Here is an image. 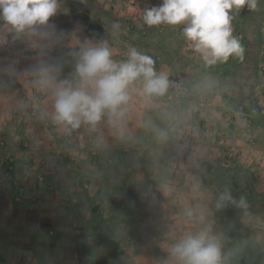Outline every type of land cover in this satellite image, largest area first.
<instances>
[{
    "label": "crops",
    "instance_id": "crops-1",
    "mask_svg": "<svg viewBox=\"0 0 264 264\" xmlns=\"http://www.w3.org/2000/svg\"><path fill=\"white\" fill-rule=\"evenodd\" d=\"M161 2L162 0L58 2V11L50 18L49 24L55 26L58 34L63 33L61 39L45 42L22 34L25 45L32 50L28 59L31 60L34 56L43 59L48 57L62 41L68 46L82 47L86 38H76L73 33L84 24V27L94 28L100 25L109 31L110 35L106 38H112L114 46H117L112 58L116 61L126 60L129 49L135 45L128 35H124L128 34L126 30L129 27H124L123 24H129L134 29L137 26L139 29L144 28L147 25L135 16L139 14L143 17L145 8L158 6ZM236 13L238 12L233 10L231 26L233 35L244 47L243 60L230 57L225 63L208 66L194 51L185 50L181 40L176 37L162 43L155 37L154 42L148 45V48L156 46L154 59L159 64H165L168 73L183 79L190 92L195 95L191 102H180L197 109L195 119L184 117V122H175L174 115L171 118H157L158 104H149L141 113L138 111L136 117L143 122L140 126L142 137L137 139L132 134L125 136L133 145H140L138 149L142 148L144 152L141 155L154 165L156 171L159 169L158 182L144 183V190L152 185H159L160 178H163L162 171L166 167L167 171L170 170L164 176V185L161 184L159 189L154 188V196L147 199L149 208L143 203L147 200L138 196L124 193L118 196L120 183L117 180L103 177L97 167L93 169L91 163L89 167L85 159L74 161L70 155L80 154L81 150L72 146L65 148L57 141L53 142V148L49 151L57 155V158L64 159L58 170L62 172L61 179L51 185L49 180L39 182L33 178L37 174L39 176L35 164L36 151L29 148L31 145L26 148L23 136L14 130L17 116H13L15 109L7 107V104H0V126L9 128L5 134L0 133V141L4 140V145L6 144L0 146V156L8 157L4 161L7 167L15 166L14 171L0 166V264H165L170 259L168 250L173 244L166 250H161V246L157 245L160 244L158 236L167 233L174 238L175 244L190 231L195 234L198 223L206 227L200 228V231L209 229V221L217 223L213 210H210L212 208H207L208 204L213 205L214 192L209 193V189L214 187L212 183L199 178L201 173H206L202 165L209 156L213 158L219 153L222 145L241 146V137L235 132V124L223 116L242 105V84L245 85V78L251 77L247 72L250 64L255 67L256 73L253 76H257V88L264 87L263 74L257 70L262 56L258 50H250V46L258 43L249 38L242 41V20H237ZM114 22L120 24L119 29L113 28ZM168 26L172 29L171 32L182 29L180 25ZM137 36L141 37L140 33ZM181 47L183 51H180ZM9 70L5 72L13 75ZM18 73L14 76L22 75V72ZM18 90L19 88L16 91ZM139 90L130 88L131 93ZM230 91L235 95L230 97L227 94ZM10 92H1L0 99L5 97L7 100L6 96ZM135 104L136 100L131 99L127 105V117L134 116ZM160 110L163 111L161 108ZM50 112L48 117L53 122L54 103L51 104ZM204 119L210 126L209 136L204 134ZM179 126H182L183 136L182 140L177 141L172 138V131H179ZM62 129L63 132H68L63 127ZM42 150L49 152L47 148ZM84 154L82 152V159ZM184 160L188 164L186 167ZM186 173L195 174L194 179L189 180L185 177ZM203 188L207 191L205 198ZM182 189L187 192L183 193ZM177 190L183 195L179 196ZM205 203L206 210L200 212L197 206ZM192 208L196 211H190ZM173 211L174 213H170ZM262 217L264 214L260 216ZM183 221L188 222L186 225L189 227L186 229L181 225ZM171 223L173 225L169 227L168 224ZM209 230L212 231V228Z\"/></svg>",
    "mask_w": 264,
    "mask_h": 264
},
{
    "label": "rangeland",
    "instance_id": "rangeland-1",
    "mask_svg": "<svg viewBox=\"0 0 264 264\" xmlns=\"http://www.w3.org/2000/svg\"><path fill=\"white\" fill-rule=\"evenodd\" d=\"M67 1L58 2L65 3ZM234 11L238 12L236 13L238 15L237 20H242V41L245 38H249L258 43L250 46V50H258L259 55L262 56V59L259 60L257 64V70L259 69L264 77V0H258V7L254 11H250L247 6L242 8L240 13V10ZM132 15L134 16L135 14ZM135 17L140 21L143 20L139 14ZM123 25L124 27L127 25L129 27V29L126 30L128 34L124 33V35H128L138 51L150 57L152 56L151 58L154 60V69L157 73H165L168 78H174L176 75L168 73V67L165 64H159L158 60L154 59L155 55L153 54L155 53L154 49H156V46L148 48V45L154 42V38L157 37L158 41L161 40L162 43L176 37L181 40L185 50L194 51L193 48L190 47L192 46L191 42L187 41L182 36V29L181 31L174 30L171 32L170 30L172 29H170L167 24V26L162 24L152 27L144 26V28H142L143 26L139 23V27L142 29H139L138 26L134 29V27L129 24ZM180 27L183 28V25H180ZM8 28H10V26H5L3 21H0V36H3L6 41L4 44H0V57L2 55L3 59L0 60V68L2 69V71L0 69V94L1 92L11 91L8 94L9 96H6L7 100L4 99L5 97L2 98V100L0 99V104H7V107L9 106V108H11L12 106L15 109L13 116H17H15L16 126L14 130L23 136V141L27 143L25 146L26 148L31 145L32 147L29 148L36 151L35 164L39 171V176L37 174L33 178H36L39 182L42 180L43 182H47L49 180L51 185L56 183L58 179H61L62 172L58 170L63 165L62 160L64 159L57 158V155L49 151L53 148V142L57 141L65 148L67 146H72L74 149L81 150L80 154L76 153L73 156L70 155V157L74 158V161L79 162L85 159L88 163L87 165L90 167L91 163L93 169L97 167L100 175L103 177L117 180V182L120 183L118 186L121 191H119L118 196L124 194L133 195L143 198L144 200L152 198L154 196V188L159 189L161 184L164 185V176L170 170L167 171L166 167V170L162 171L163 178H160L159 185H152L144 190V183L158 182L159 169L156 171L154 165L146 161V158L141 155L144 152L142 148L138 149L140 145H133L130 140H126L125 136H130L132 134L135 135L137 139L142 137L140 134V126L143 122L141 120L138 121L136 117L137 114L146 109L149 104H158L157 106L159 109H156V114L159 113V115L157 118H171L172 115H174L175 122H182L184 120L182 118L184 117L190 118L191 120L195 119L190 105L182 104L180 100L175 99L169 93L161 96L159 100H155L152 96L149 97L141 94L139 90L131 93L132 99L136 100L135 111L132 114L134 115L133 117H127L128 114L125 113L121 121L113 124L109 123L108 117L105 116L95 128L82 124L78 129L71 130L70 132H63L62 127L52 122L48 117V114H51V112L49 113L51 104L54 103L52 93L49 90H41L40 87L34 83L35 77L31 74L30 70L41 62L49 64L62 63L64 66L58 79L69 78L74 70L75 64L73 53L79 51L86 45H94L100 42H106L111 52L114 53L117 47L114 46V40L112 41V38H106L110 33L102 26L98 25L97 28H94L92 26L84 27V24H82L81 28H76L73 33L76 38H86V42L82 47L68 46L63 44L62 41V43L55 46L54 52L48 57L45 56L43 59L40 56H34L29 60L28 54H30V52L32 53V50L29 46L25 45L24 35L21 34L17 37L15 32L8 31ZM138 33H140L141 37L137 36ZM183 47L180 48V51L184 50ZM195 54L196 56H200L197 53ZM9 68L11 69L9 70ZM254 68L253 64L248 66L249 70L247 72L251 75L250 78H245L243 76L246 83L245 85L242 84V105H238L236 109L226 112L223 116L224 119L235 124V132L236 134H240L241 137V146L222 145L219 153H216L213 158L209 156L206 159V162L202 165L206 173H201L199 178L205 179L209 184L212 183L214 189H209V193L210 191L214 192L212 196L214 200L216 196L221 194L218 193L216 187L218 184H220L221 187V183L217 178L212 176L218 164L227 163L232 168L235 166L242 168V175L240 176L242 177V187L239 185L238 181H232L230 186L233 192L230 194L232 198H235L236 196H234V193H240L238 199L243 196L247 202L252 204V207L247 209L248 211H252V213L241 216V219L251 229L252 237L261 245L264 251V217L260 218V216L264 214V87L257 88L259 82L257 81V76H253V74L256 73L254 72ZM8 70L13 75H9L5 72ZM16 71L19 72L18 74L22 72V75L14 76L17 74ZM242 80L244 79L242 78ZM18 88L19 90L16 91ZM130 88L134 90L141 89V84L136 82L131 85ZM230 90H233V88H230ZM227 94L230 97L235 95L231 91ZM244 96L247 97L245 98ZM144 102H146V104H144ZM5 108L6 106L4 109ZM160 108L163 109V111L160 110ZM186 120L188 122V119ZM204 125V134L206 136L211 135L210 126L205 119ZM182 126L178 127L179 131L173 129L172 138L174 140H182ZM8 129L9 128L1 125L0 133L5 134ZM126 129H128L127 134ZM132 131L135 133L133 134ZM153 141L154 139H152L151 142ZM4 143L5 141L1 140L0 146H5L6 144L4 145ZM43 148H47L49 152H44L42 150ZM82 152L85 153L83 159L81 158ZM5 160H8V157L5 155L0 156V166L3 165L7 167L6 162H4ZM184 165L185 167L188 165L185 160ZM14 167V165H10L7 168H9L10 171H14ZM234 173L235 171L228 173V178L234 176ZM91 175H93V173H91ZM194 176L195 174H185V177H188L189 180H193ZM203 189L202 192L205 198L207 191ZM146 192H149V194L147 195ZM182 192L186 193L187 190L184 191L182 189ZM182 192L177 190L179 196L183 195ZM19 199L21 200V198ZM143 203L147 206L149 205L148 200ZM149 207L150 206H148V208ZM197 207L200 212L205 211L206 203L203 206ZM208 207L212 208V205L208 204L207 208ZM193 210L194 208L190 209V211ZM210 210L212 211V209ZM170 213H174V211ZM231 215L232 213L224 214L225 217H230ZM186 223L188 222L181 224L184 229L189 227ZM172 225L173 223L168 224L169 227ZM207 226L209 229L212 228V231H210L211 234L218 237L222 244L224 237L223 227L212 221H209V225L207 224ZM197 228L195 233L199 232L200 228L206 227L198 223ZM158 238L160 239V244L158 243L157 245L161 246V250H166L171 244H174V238L167 233L166 235L164 233L161 234ZM222 256L224 258V264H229V257L223 250Z\"/></svg>",
    "mask_w": 264,
    "mask_h": 264
},
{
    "label": "clouds",
    "instance_id": "clouds-1",
    "mask_svg": "<svg viewBox=\"0 0 264 264\" xmlns=\"http://www.w3.org/2000/svg\"><path fill=\"white\" fill-rule=\"evenodd\" d=\"M245 6L254 11L258 0H162L158 6L145 8L142 19L149 27L183 25L182 36L210 66L225 63L230 57L243 60L244 47L233 35L231 21L233 10ZM58 7V0H0V21L10 26L7 30L17 37L27 34L55 42L63 33L58 34L49 20ZM112 26L120 28L118 22ZM5 42L0 36V44ZM72 55L75 64L69 78L58 79L62 63L41 62L30 70L41 90L52 91V120L65 131L78 129L82 124L95 128L105 116L109 123L121 121L132 99L130 86L136 82L141 84V94L149 97L163 96L169 89L167 75L157 73L154 60L135 47L122 61L112 58L106 42L86 45ZM220 198L237 203L227 190ZM238 206L247 207L243 196ZM168 252L170 259L165 264H224L220 240L209 229L185 235Z\"/></svg>",
    "mask_w": 264,
    "mask_h": 264
},
{
    "label": "trees",
    "instance_id": "trees-1",
    "mask_svg": "<svg viewBox=\"0 0 264 264\" xmlns=\"http://www.w3.org/2000/svg\"><path fill=\"white\" fill-rule=\"evenodd\" d=\"M234 176L228 178V173L234 172ZM242 168L230 165L224 166L219 163L218 167L212 173V176L217 178L220 184L216 185L218 193L213 201L212 210L214 211L216 221L223 227L224 237L222 241V250L229 257V264H264V251L261 245L252 237L251 229L242 221L241 216L251 214L252 211L247 209L252 207L250 202H247V207L238 206L240 193H234L233 203L228 200H221L222 193L225 190L233 192L231 185L232 181H238L242 187L240 177ZM240 191L242 192L241 188ZM232 213L230 217H225L224 214Z\"/></svg>",
    "mask_w": 264,
    "mask_h": 264
},
{
    "label": "built area",
    "instance_id": "built-area-1",
    "mask_svg": "<svg viewBox=\"0 0 264 264\" xmlns=\"http://www.w3.org/2000/svg\"><path fill=\"white\" fill-rule=\"evenodd\" d=\"M58 1L64 2L67 0H58ZM168 79L170 82V86H169L168 91L165 94L169 93L172 97L180 101L191 102L193 100L195 95H193V93L190 92L187 84L185 83L183 79L179 77L168 78ZM152 97L155 100H159L161 98V96H152ZM191 109H192V114L197 113V109H193L192 107ZM223 165L228 166L229 164L224 163Z\"/></svg>",
    "mask_w": 264,
    "mask_h": 264
}]
</instances>
